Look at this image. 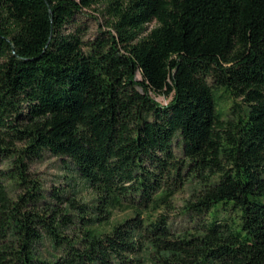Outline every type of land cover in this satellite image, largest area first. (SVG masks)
<instances>
[{
	"label": "trees",
	"instance_id": "trees-1",
	"mask_svg": "<svg viewBox=\"0 0 264 264\" xmlns=\"http://www.w3.org/2000/svg\"><path fill=\"white\" fill-rule=\"evenodd\" d=\"M0 264H264V0H0Z\"/></svg>",
	"mask_w": 264,
	"mask_h": 264
},
{
	"label": "rangeland",
	"instance_id": "rangeland-1",
	"mask_svg": "<svg viewBox=\"0 0 264 264\" xmlns=\"http://www.w3.org/2000/svg\"><path fill=\"white\" fill-rule=\"evenodd\" d=\"M80 19L86 21V25L88 26L87 37H92L96 35L100 29L105 28L103 16L94 14L93 10H88L85 15L80 16ZM153 24L154 23L150 26ZM155 98L162 104H167L171 100V96L166 95H156ZM229 102H231V100ZM31 171L34 177L42 182L47 193H50L55 188H59L81 202H91L93 199L94 193L90 186L83 181L73 169L64 167L63 162L58 157L47 153L42 160L36 161L31 165ZM194 186V184H187L175 197V202L178 207L171 219L174 229L182 230L190 225L189 218L180 212V208L184 205V202L191 197ZM12 189H14V187H12ZM123 215L124 213L122 212H115L116 218ZM38 248L40 252L48 255V250L51 247L47 242H41Z\"/></svg>",
	"mask_w": 264,
	"mask_h": 264
}]
</instances>
